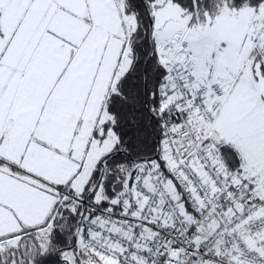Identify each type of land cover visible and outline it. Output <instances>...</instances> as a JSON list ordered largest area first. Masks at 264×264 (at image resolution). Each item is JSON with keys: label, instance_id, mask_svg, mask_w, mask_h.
Masks as SVG:
<instances>
[{"label": "snow or ice", "instance_id": "snow-or-ice-1", "mask_svg": "<svg viewBox=\"0 0 264 264\" xmlns=\"http://www.w3.org/2000/svg\"><path fill=\"white\" fill-rule=\"evenodd\" d=\"M0 264H264V0H0Z\"/></svg>", "mask_w": 264, "mask_h": 264}]
</instances>
